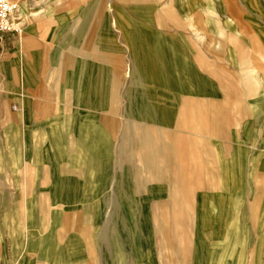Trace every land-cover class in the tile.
Masks as SVG:
<instances>
[{
    "label": "crops",
    "instance_id": "0c3cea01",
    "mask_svg": "<svg viewBox=\"0 0 264 264\" xmlns=\"http://www.w3.org/2000/svg\"><path fill=\"white\" fill-rule=\"evenodd\" d=\"M132 1L134 0H70L65 1V5L60 4L67 8L69 11L67 13L64 12L65 9L61 10L56 5L58 3H54L53 6L49 5V8L45 9L41 16H39L41 10L30 13L32 19L26 23L24 36H22L21 21V32L17 34H0V121L9 123L4 131L9 132L11 145L17 143V122L35 123L51 120L47 118L51 115L47 108L57 104H51L50 100H42L45 94L42 89L44 86L43 81L52 72L56 75V72L59 71L62 73L61 80L63 83L69 87L71 86V94L74 97L80 95L81 90L88 89V95L96 98L98 87H102L100 84L108 79L111 81V87L116 89L120 83L125 82L128 100L133 104V102L148 98L147 94L141 91V88L148 87L150 84L158 90V94L154 98L148 99L149 102H153L149 107H144L135 112L138 117L147 121L156 118L158 120L159 118L169 124L174 121V117L176 122L180 124L189 120H197L199 124L206 125L205 128H202V132H218L217 139H220V134L226 133V126L229 122L224 117L223 122H219L216 130L214 122L208 121L214 116H210V109H204V107L209 108L211 105H216L211 104L212 100H218L220 103L226 100L227 96H233L237 99L248 97L252 98V105L257 108L259 106L264 110V97L258 96L259 87H261V82L264 79H261L262 75L256 67L247 66L241 71L233 70L232 76L236 79L227 78L223 70L219 67L215 68V65L211 61L205 60L199 51H196V49H191V52L188 51L181 40L168 36L162 30L161 33H156L153 42L150 43L149 40L153 37L151 31L137 26L128 14L120 10L122 8L121 3L130 5ZM138 1L146 4L142 5L144 15L153 17V10L148 5L151 0ZM185 1L188 9L193 7L192 5L196 2V0ZM238 1L243 2V0ZM213 2L214 0H210L206 10L217 19L218 16L214 10ZM80 3H83V5ZM21 5L23 6V4H19V9H22ZM50 9H52V12ZM74 10L76 11L74 12ZM160 14L157 16L156 22L164 28L165 21H163ZM170 14L169 18L177 19L174 15L176 12ZM113 29L121 31L124 46L128 49L127 60L122 64L119 56H115L107 50L100 51L98 49V38L109 40ZM218 32L221 34L222 29L218 28ZM9 35H15L17 39L10 44V47L4 48L2 42ZM18 41L20 42V48L18 47ZM40 41H54L56 47L45 48V46H41ZM70 43L73 46L76 45L74 47L76 51L70 48ZM228 43L231 45L226 49L227 56L232 58L234 52L237 51L241 63H246L252 55V51H255L251 46L248 50L244 46V49L241 43L234 41L232 38L228 39ZM221 45L220 40H216L213 45L217 52L214 54L216 60H220L223 51H225L221 48ZM188 56L191 59H188ZM262 58L264 60V56ZM99 66L102 67L99 68ZM177 67L189 72L190 85H181L180 78L178 79L173 75ZM199 72L202 74H200V77L198 76ZM82 73H89L92 84H82L84 80L82 79ZM58 79L59 77L56 75L50 87H53L54 83L59 81ZM222 80H225L224 85L220 83ZM19 86L21 92L18 91ZM109 97L114 100L117 93L111 91ZM73 101L69 103V106L78 107L80 115L83 114L81 112H85V109H81V106H89V108L92 105L97 106V100H95L96 102L89 100L87 104L79 102L80 100ZM57 102L58 106H65L68 100H57ZM159 106H162V108H159ZM173 107L177 109H171ZM179 107L180 109H178ZM88 111L97 113V110L88 109ZM261 114H263V111ZM107 116H102L99 121L100 125L93 124L94 120L92 119H87L82 122L83 124L75 126L77 135L74 142H72L77 147L78 152L76 153L80 155V160L89 164L94 163L96 169L105 171L109 170L108 163L102 161L100 156L102 152H106V154L110 152L113 146L109 139L116 133V131L113 132L115 121ZM262 117L263 115H261L260 120L259 116L255 117L253 123L258 124L259 121L263 123ZM28 128L26 127L27 130ZM37 129H39L37 134L33 136L38 138L40 136L45 139L47 135L42 134V128ZM184 129L185 127H178L175 130L163 131L169 141L166 143L159 139V130L144 126L138 127L140 141L137 153L149 178L154 180V186L157 188L167 187L169 195L175 198L177 204L183 201L180 197L187 195V190L184 188L189 186L203 185L210 188V190L217 189L215 191L216 195H213L209 200L212 209L208 211L209 216H206L209 219L213 217L218 220L215 223L209 222V226L213 224L216 227L212 230V233L211 231L205 232V235L211 236L209 239L212 242L210 244L211 254L204 255L203 250L196 249L197 238H191L187 230H179L178 228H181L179 223L175 222L174 225L173 222L164 229V240L168 244L164 250L161 243L162 230H159L161 226L152 228L154 262H144L140 254L142 251L145 252L146 238L140 233H136L137 237L135 233L131 234L129 222L125 220L123 215L121 216V231L114 233L112 228V233L106 234L105 248L103 245L104 252L101 248L98 249L95 258L92 253L94 248L92 240H89L90 264H94L93 262H101L100 264L227 262L231 258L227 256V252L231 251L235 253L232 257L233 262H264V158L260 161V167L257 166V168L252 169L249 167L246 157L239 156V153L235 151V145L226 146L221 143L217 145L212 143V150L209 146L208 149L204 147L203 157L200 158L193 146V140L189 141L188 135H186L187 132L183 131ZM186 129L190 130L189 133H194L193 128ZM63 135L65 139L69 137L66 133H63ZM30 136L32 134L28 133V137ZM254 137L256 138L255 142L253 138L249 139L253 154L258 155L261 153L264 156L262 135L260 139L258 134ZM215 139L216 137H213V140ZM43 144L45 145L46 142H43ZM258 149H260V152ZM1 153L2 151L0 155ZM227 154L228 156H226ZM206 158L208 159L206 160ZM69 161H71V158H69ZM90 183L91 180L90 182L87 181L86 185ZM52 184H48L50 187L48 192L55 195L58 193L59 183L57 181ZM124 185L125 180L122 179L121 186ZM174 188H177L176 191ZM220 188H235L234 196L230 199L225 198L222 191H219ZM64 192L68 195L72 191L66 188ZM3 200L6 199L0 195V201ZM29 201L35 200L31 199ZM122 202H126V200L124 199ZM231 206L233 207L232 210L226 209ZM29 207L33 209L35 205L29 204ZM176 211V208L172 210L174 215ZM211 214L215 215L211 216ZM174 217H177V215ZM229 218L234 219L229 224L230 228L232 226L233 233H227L226 220ZM243 219L247 220L244 225L242 223ZM69 223L71 229L77 227V224L68 218H65L61 224L66 228ZM29 224V222L25 224L23 235L22 233L17 235L15 240L11 241L10 246L3 243L0 248V264L1 260L7 262L8 248L12 249H10L11 252H16L17 255L23 257L27 256V250L31 248L39 264H42L43 261L47 264H65V258L60 256H73V246L70 245L72 243L71 239L67 246L65 245L59 249L52 248L50 245L51 237L48 235L35 237L37 231L32 228L33 225ZM238 227L239 230H237ZM240 227L243 230L242 232ZM107 228H109L108 223ZM175 229L176 241L179 240L182 244L176 245V248L173 245V232ZM113 234H117L116 242ZM227 241L228 244H226ZM130 250L136 253L137 259H134L135 262L130 261ZM243 252L246 253V256L242 255ZM120 253L123 258L121 262L119 261Z\"/></svg>",
    "mask_w": 264,
    "mask_h": 264
},
{
    "label": "rangeland",
    "instance_id": "374dc122",
    "mask_svg": "<svg viewBox=\"0 0 264 264\" xmlns=\"http://www.w3.org/2000/svg\"><path fill=\"white\" fill-rule=\"evenodd\" d=\"M16 1L23 4V6L21 5L22 9H19L21 26L23 27L22 36H24L26 23L32 19L31 12L41 10L39 14L41 16L44 10L48 9L49 5L53 6L54 3H58L59 5H56L61 10L65 9L64 12H69L67 8L60 4L65 5L64 2L70 0ZM185 2V0H151L148 5L153 10V17L144 15L142 5L146 4L138 0L132 1L130 5L121 3L122 8L120 10L128 14L137 26L151 31L153 37L149 40L150 43L153 42L156 33H161L162 30L168 36L181 40L188 51L191 49L199 51L205 60L211 61L215 65V68L219 67L223 70L227 78L236 79L232 76L233 70L241 71L247 66H254L262 75L261 79H264V60L262 58L264 56V0H243L242 3L238 0H214L213 7L217 13V19L206 10L210 0H196L192 5L193 7L189 9L186 7ZM80 4L83 5V3ZM60 8L58 9L60 10ZM171 12L173 14L176 12L174 15L177 19L169 18ZM159 13L165 21L164 28L156 22ZM218 28L222 29L221 34L218 32ZM109 37V40L98 38V49L100 51L107 50L111 54L119 56L122 64L127 60L128 54V49L124 46L122 33L118 29H113ZM229 38L241 43L242 47L245 46L247 50L250 46L255 50L252 51L253 53L246 63L240 62L237 51L234 52V58L227 56L226 49L231 45L228 43ZM16 39L17 36L9 35L2 42L4 48L10 47V44ZM216 40L221 41V48L225 50L220 60H216L214 57V54L217 53L213 48ZM17 43L20 48V42ZM40 43L45 48L56 47L54 41H40ZM71 43L70 48L76 51L74 48L76 45L73 46ZM188 59H191V57L188 56ZM102 66L104 67V65ZM102 66H99V68ZM188 74L189 72L183 68L177 67L173 75L178 79L180 78L181 85L187 86L190 85ZM200 74L199 72V77L202 75ZM56 75L59 77V81L54 83L53 87H50ZM56 75L53 72L49 74L47 79L43 81L44 86L42 88L45 91L42 100H50L51 104H57L47 108L51 114L47 117L49 120L51 119L50 121L17 122V143L12 142V145L10 144L9 132L4 131L9 123L0 121V152L2 151L0 155V195L6 199L0 201V248L3 243L10 246L11 241L15 240V237L20 233L23 235V228L29 222V225H33L32 228L37 231L35 237L47 235L51 237L50 245L52 248H62L70 243V239L72 240L70 245L73 246V256H60L65 258V264H90L89 240H92L94 247L92 253L95 258L98 249L103 250V245L105 248L106 234H110L112 228L114 233L121 231V216L124 215L125 220L129 222L131 234L135 233L137 237L136 233H140L146 238L145 252L142 251L140 254L144 262H154L152 228L161 226L159 230H162L161 243L164 250L168 245L164 240V229L173 222L174 225L175 222L179 223V227H181L178 228L179 230H187L191 238H197L196 249L203 250L204 255L211 254L210 244L212 242L209 241L211 236L208 235V238L205 232L211 231L212 233V230L216 229L213 224L209 226V222L215 223L218 220L207 217L209 216L208 211L212 209L209 200L213 195H216L215 191L217 189L210 190V188L203 185L189 186L184 188L187 190V195L180 197L183 201L179 204L175 203V198L169 195L168 188L155 187L154 180H151L144 170L137 153L140 141L138 127L144 126L159 130V139L166 143L169 141L163 131L185 127L183 131L187 132L186 135H188L189 141L193 140V146L200 158L203 157L204 147L208 149L209 146L212 150V143L216 145L221 143L226 146L235 145V151L239 153L238 155L246 157L249 167L254 169L257 166L260 167V161L263 160L264 156L261 153L258 155L253 154L249 139L253 138L255 142L256 138L254 136L258 134L259 139L262 135L261 140L264 142V122L253 123L255 117L259 116L260 120L261 115H263L262 120L264 121L263 108L252 105V98L248 97L237 99L233 96H227L226 100L220 103L218 100H212L211 104L216 105H211L209 108L204 107V109H210V116H214L210 119L207 118L208 121L214 122L215 129L218 127L219 122H223L224 117L229 122L226 126V133L220 134V139H217L218 132H202V128H205L206 125L199 124L197 120H189L190 122L180 124L176 122L174 117V121L169 124L159 118L158 120L156 118L147 121L138 117L135 112L144 107H149L153 102H149L148 99L154 98L158 94V90L150 84L148 87L141 88V91H144L148 98L131 104L127 97L125 82L120 83L116 89L111 87V81L107 79V81L105 80L100 84L102 87H98L96 98L88 95V89L81 90L80 95L74 97L71 94V86L65 85L61 80L62 73L59 71L56 72ZM108 75L110 76V74ZM82 79H84L82 81L83 85L92 84L89 73H82ZM225 80L220 81V83L224 85ZM18 91L21 92L20 86ZM111 91L117 93V99H110ZM258 94L260 93L258 92ZM57 100H68V103L65 106H58ZM73 100H80L79 102L83 104H87L89 100H97V106L92 105L90 108L89 106H81V109H85V112H81L83 114L80 115L78 107L69 106V103L74 102ZM218 104L220 105L218 106ZM159 108H162V106H159ZM88 109L97 110V113H90ZM171 109L176 110L177 108L173 107ZM262 111L263 114H261ZM103 115H108L107 117L115 121L113 132L116 131L114 136L109 139L113 146L110 150L111 153L102 152L100 156L102 161L108 163L109 170L107 171L96 169L94 163L89 164L80 160V155L76 153L78 152L77 147L72 143L77 135L75 126L83 124L82 122L87 119H92L94 120L93 124L100 125L99 121ZM26 127H29L28 130ZM37 128H42V134L47 135L45 139L44 137L33 136L37 134V130H39ZM186 128H193L194 133H189L190 130ZM28 133L32 134L33 137H28ZM63 133L68 134L69 137L65 139ZM213 137H216V139L213 140ZM43 142H46V144L44 145ZM69 142L70 144H68ZM258 151L260 152V149ZM69 158H71V161H69ZM122 179L125 180L124 186H121ZM90 180L91 185H86V182H90ZM57 181L59 183L58 193L55 195L49 194L50 187L48 184L53 185L52 183ZM66 188L72 191L68 195L64 192ZM174 189L176 191L177 188ZM234 189L220 188L218 190L222 191L225 198L230 199L234 196ZM242 195L244 199V192ZM13 196L15 197L12 198ZM123 198L126 202H122ZM31 199L35 201H29ZM29 204H34L35 208H30ZM42 205L43 207H41ZM175 208L177 209L175 212L177 217H174L175 215L172 212ZM226 209L232 210L233 207ZM214 215L211 214V216ZM65 218L75 222L77 227L71 229L69 223L65 228L61 224ZM232 221H234L233 218L226 220L227 233H233L232 226L229 227ZM246 222L247 220H242L243 225ZM107 223L109 228H107ZM237 230H239V227ZM175 231L176 229L173 232V245L176 248V245L182 244L179 240L176 241ZM117 234H113L115 242ZM205 239L207 240L205 241ZM226 244H228V241ZM10 249L8 248L6 256L7 262L1 260V264H39L31 248L27 250L26 257L19 256L16 252H11ZM234 254L232 251L227 252V256L231 257L227 262H196V264H264V262H233L232 257ZM242 255L246 256V253L243 252ZM129 257L130 261L135 262L136 253L131 251ZM122 259L120 253L119 261L121 262ZM93 263L100 264L101 262ZM177 263L192 264V262ZM42 264L47 263L43 261Z\"/></svg>",
    "mask_w": 264,
    "mask_h": 264
},
{
    "label": "built area",
    "instance_id": "2783aa9c",
    "mask_svg": "<svg viewBox=\"0 0 264 264\" xmlns=\"http://www.w3.org/2000/svg\"><path fill=\"white\" fill-rule=\"evenodd\" d=\"M19 32H21L19 3L16 0H0V34Z\"/></svg>",
    "mask_w": 264,
    "mask_h": 264
},
{
    "label": "bare ground",
    "instance_id": "6f19581e",
    "mask_svg": "<svg viewBox=\"0 0 264 264\" xmlns=\"http://www.w3.org/2000/svg\"><path fill=\"white\" fill-rule=\"evenodd\" d=\"M259 88H260V90H259L260 94H258L259 97H264V80H262L261 87H259Z\"/></svg>",
    "mask_w": 264,
    "mask_h": 264
}]
</instances>
